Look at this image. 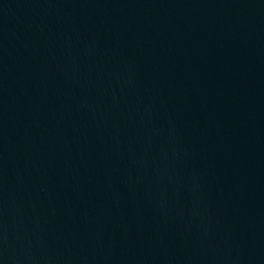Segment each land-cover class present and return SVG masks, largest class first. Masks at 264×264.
I'll use <instances>...</instances> for the list:
<instances>
[{"label": "water", "instance_id": "obj_1", "mask_svg": "<svg viewBox=\"0 0 264 264\" xmlns=\"http://www.w3.org/2000/svg\"><path fill=\"white\" fill-rule=\"evenodd\" d=\"M0 264H264V0H0Z\"/></svg>", "mask_w": 264, "mask_h": 264}]
</instances>
